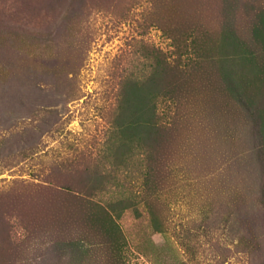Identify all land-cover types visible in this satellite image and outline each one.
<instances>
[{"label":"rangeland","instance_id":"374dc122","mask_svg":"<svg viewBox=\"0 0 264 264\" xmlns=\"http://www.w3.org/2000/svg\"><path fill=\"white\" fill-rule=\"evenodd\" d=\"M0 264H264V0H0Z\"/></svg>","mask_w":264,"mask_h":264},{"label":"trees","instance_id":"16d2710c","mask_svg":"<svg viewBox=\"0 0 264 264\" xmlns=\"http://www.w3.org/2000/svg\"><path fill=\"white\" fill-rule=\"evenodd\" d=\"M243 105L247 108L248 114H250L251 116H253L255 118L259 116L260 110H261V106L260 105L253 108L245 100H243Z\"/></svg>","mask_w":264,"mask_h":264}]
</instances>
